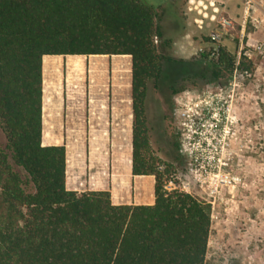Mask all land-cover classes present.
I'll use <instances>...</instances> for the list:
<instances>
[{
    "label": "trees",
    "instance_id": "obj_1",
    "mask_svg": "<svg viewBox=\"0 0 264 264\" xmlns=\"http://www.w3.org/2000/svg\"><path fill=\"white\" fill-rule=\"evenodd\" d=\"M167 12L143 0H0V264H205L211 206L165 189L173 167L158 171L146 132L148 84L171 81L165 64L190 65L168 55ZM44 56H74L78 72L81 56L131 57L132 174L155 177L153 205L66 189L65 147L42 146ZM200 57L201 77L236 69L225 47ZM238 68L254 66L241 59Z\"/></svg>",
    "mask_w": 264,
    "mask_h": 264
},
{
    "label": "rangeland",
    "instance_id": "obj_2",
    "mask_svg": "<svg viewBox=\"0 0 264 264\" xmlns=\"http://www.w3.org/2000/svg\"><path fill=\"white\" fill-rule=\"evenodd\" d=\"M143 1L150 6L165 2ZM184 2L166 1L164 8L168 12L162 26L166 38L172 41L168 55L190 65L165 64L167 75L175 72L171 81H164L159 90L153 83L148 84L146 132L151 156L160 163L159 172L164 173L163 164L173 167L165 177L171 181L165 185L167 191L192 194L211 206L212 224L205 264H264V55L257 50L264 45V24L260 30V18L255 20L259 13L252 11L243 28L242 12L241 17L233 20V38L225 39V46H221L235 55L236 60L241 54V59L251 62L254 69L245 70L248 77L234 81V72L224 73L219 80L211 75L201 77L197 75L202 66L200 55L207 50L196 51L197 44L185 46L181 41L185 27ZM206 6L203 11L192 8L197 30L201 33L212 30L216 17L215 7ZM241 42L243 51H240ZM86 59L90 61L91 58ZM243 71L239 69V73ZM74 87L76 93L94 91L89 74ZM169 87L182 90L173 94ZM97 91L112 97L111 67L106 71L102 89ZM230 96L233 97L231 112L222 118ZM205 107L217 120L207 118L199 128L196 122L183 118L180 113L185 108L192 113ZM4 142L0 130V143ZM215 176L218 180L216 190L212 188Z\"/></svg>",
    "mask_w": 264,
    "mask_h": 264
},
{
    "label": "crops",
    "instance_id": "obj_3",
    "mask_svg": "<svg viewBox=\"0 0 264 264\" xmlns=\"http://www.w3.org/2000/svg\"><path fill=\"white\" fill-rule=\"evenodd\" d=\"M166 1L169 3L171 0L153 7L164 8ZM243 2L244 0H185L182 43L185 46L197 44L196 51H210L213 46L204 39L209 38L216 30L218 17L221 14L231 20L241 17ZM209 4L216 11L214 25L210 32L201 33L197 30L192 8L197 7L203 11ZM258 15L261 30L264 16ZM188 23L191 24L190 30ZM71 57L74 56H44L42 60V146L65 147L68 191H108L114 205H153L154 178L132 174L134 114L131 57L81 56L85 58L79 72ZM87 57L91 58L90 61ZM109 67L112 68L114 88L111 98L97 91L102 89ZM94 68L97 69V74L93 71ZM120 72H124L123 76ZM88 74L93 80L94 91L89 94L73 91L75 84L87 78ZM46 133L49 135L47 139ZM146 199L149 202H145Z\"/></svg>",
    "mask_w": 264,
    "mask_h": 264
},
{
    "label": "built area",
    "instance_id": "obj_4",
    "mask_svg": "<svg viewBox=\"0 0 264 264\" xmlns=\"http://www.w3.org/2000/svg\"><path fill=\"white\" fill-rule=\"evenodd\" d=\"M252 11H257L260 15L264 16V0H244V9H243V18H242V27L243 28L247 25L248 19L250 18V14ZM234 29H235V23L233 20H231L230 18H228L227 16H225L223 14H221L218 17V19L216 21V30L209 37L210 38V44L213 46V48L208 52H211L212 58L216 57V55L218 54V49H219L221 43L225 39L233 38L232 31ZM243 50H244V47H243V44L241 42L240 51H243ZM257 50L262 55H264V45L259 46L257 48ZM244 54L246 56V53H244ZM240 61H241V54H239V56L236 60V69L234 70V76H233L234 81H236L237 78L244 79V78L249 76L247 71H243V72L239 73L238 67L240 65ZM232 100H233V97L230 96L229 101L226 103L227 104L226 109L223 111V117L222 118H224V116H228L229 113L231 112V101ZM189 112H190V110H188L187 108L180 110L181 116L185 119H189V120L192 119L193 122H196L197 128H199V126L203 127L204 122H207L206 121L207 118H211L214 121L217 120L216 118H214V115L210 113L208 107H205L204 109L198 108V109L194 110V112H192V113H189ZM210 128H213V126L210 125ZM215 178H217V177L215 176L212 179V181L214 182L213 185H215V187H212V188H214V190L217 189L215 183L218 182V180H216ZM209 179H210V177H209ZM221 182H223V181H221Z\"/></svg>",
    "mask_w": 264,
    "mask_h": 264
}]
</instances>
